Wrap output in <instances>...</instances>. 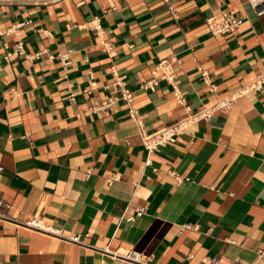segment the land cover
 Wrapping results in <instances>:
<instances>
[{"label": "crops", "instance_id": "1", "mask_svg": "<svg viewBox=\"0 0 264 264\" xmlns=\"http://www.w3.org/2000/svg\"><path fill=\"white\" fill-rule=\"evenodd\" d=\"M227 10L241 24L213 37L205 19ZM16 25L0 36V264H264V85L150 154L124 100L90 110L124 76L149 134L187 117L175 90L196 112L244 87L264 72V9L0 0V31ZM17 41L24 54L6 58ZM165 58L172 84L142 89Z\"/></svg>", "mask_w": 264, "mask_h": 264}, {"label": "built area", "instance_id": "2", "mask_svg": "<svg viewBox=\"0 0 264 264\" xmlns=\"http://www.w3.org/2000/svg\"><path fill=\"white\" fill-rule=\"evenodd\" d=\"M167 2V0H163ZM250 4L255 7L258 3H263L264 0H249ZM169 10L172 12L173 9L171 6H168ZM242 18L237 16L234 11H224L221 13L220 17L216 16H210L205 19V23L208 27V30L210 34L213 37H218L221 34L225 33H231L236 30V28L241 24ZM93 23H97V21H93ZM13 34L15 36L19 35V25H16L14 27H11L7 29L6 31L2 32L0 31V36L3 35H10ZM24 54L22 43L21 41H17L14 45V49L11 53H8L6 55V58L10 55L19 56ZM61 58L63 60L66 59V55H61ZM200 70L204 81L210 85V90L215 91L214 86L210 83V80L208 78V75L206 72L201 71L200 67H198ZM151 79L146 81L141 85L142 89H150L152 90L159 81H166L167 83L172 84L175 78V68H174V62L170 59H162L160 60L157 65H155L151 71ZM114 84L120 87V95L119 97H113L109 98L106 101L92 107L91 111H97L99 109L105 108L110 106L112 103L117 101L118 99H122L126 102L128 106V116L132 122H134L141 131V137H142V143L143 147L146 150L148 154L156 150L159 146H162L166 143L174 142L177 135H179L185 127L190 125L191 123H194L199 120H207L209 119L216 111H222L227 112L229 111L234 104L236 103V100L244 93L248 91H258L262 88L264 85V72H261L257 74L255 79H253L249 84L245 85L244 87L229 93L223 97L217 98L211 105L204 107L203 109L193 112L191 111L190 107L185 105L184 99L180 92L177 90L174 91V98L177 101V103L183 104L186 112L188 113L187 117L178 123H176L173 126L170 127H164L158 131L152 132V133H145L142 129V121L141 118L137 112V110L132 105V94L129 90H127L124 87V76H116V79L114 81ZM86 92H89V90H86ZM150 161L147 160L146 163H149ZM112 179L108 180V184L111 183ZM144 212V208H138L136 211V216L141 215ZM134 216H131L127 218V221L133 220ZM29 225H32L33 227H37L38 230L47 231L48 229L43 227H39V224L35 223H28ZM190 225H183L181 229L190 228ZM194 229H197V227H193ZM78 237H72V240L77 241ZM121 254V253H120ZM125 259L129 261H139L140 254L127 250L124 253H122ZM202 264H218V258L217 257H211L206 258L202 261Z\"/></svg>", "mask_w": 264, "mask_h": 264}, {"label": "water", "instance_id": "3", "mask_svg": "<svg viewBox=\"0 0 264 264\" xmlns=\"http://www.w3.org/2000/svg\"><path fill=\"white\" fill-rule=\"evenodd\" d=\"M262 9H264V2L262 4L255 6L256 11H261Z\"/></svg>", "mask_w": 264, "mask_h": 264}, {"label": "bare ground", "instance_id": "4", "mask_svg": "<svg viewBox=\"0 0 264 264\" xmlns=\"http://www.w3.org/2000/svg\"><path fill=\"white\" fill-rule=\"evenodd\" d=\"M259 4H260V3H258L257 5H259ZM257 5H256V6H257ZM39 227L43 228V226H42V225H40V224H39Z\"/></svg>", "mask_w": 264, "mask_h": 264}]
</instances>
